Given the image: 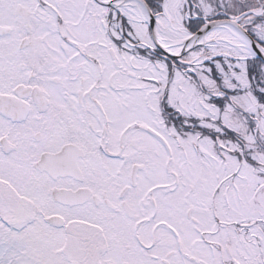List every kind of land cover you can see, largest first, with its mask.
Instances as JSON below:
<instances>
[{"label":"snow or ice","instance_id":"snow-or-ice-1","mask_svg":"<svg viewBox=\"0 0 264 264\" xmlns=\"http://www.w3.org/2000/svg\"><path fill=\"white\" fill-rule=\"evenodd\" d=\"M0 264H264V0H0Z\"/></svg>","mask_w":264,"mask_h":264}]
</instances>
